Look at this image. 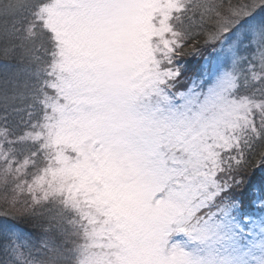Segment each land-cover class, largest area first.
<instances>
[{"label": "snow or ice", "instance_id": "obj_1", "mask_svg": "<svg viewBox=\"0 0 264 264\" xmlns=\"http://www.w3.org/2000/svg\"><path fill=\"white\" fill-rule=\"evenodd\" d=\"M257 170L264 0H0V264H264Z\"/></svg>", "mask_w": 264, "mask_h": 264}, {"label": "trees", "instance_id": "obj_2", "mask_svg": "<svg viewBox=\"0 0 264 264\" xmlns=\"http://www.w3.org/2000/svg\"><path fill=\"white\" fill-rule=\"evenodd\" d=\"M190 44H191V42H190ZM197 46L199 47L200 50L202 48V51L200 52L201 55L189 54V55L183 57L185 60L184 59L181 60V63L186 67V69L188 68L187 70H190L189 72H191V73L196 72L197 66H202V63H201L202 57L207 56L208 53L211 51L210 47L203 46L202 44L197 45ZM202 54H203V56H202ZM261 175H264V172L260 173V172L255 171L254 175L252 176L253 182L255 183L256 181H258L260 179ZM0 211H3V209L0 208ZM3 219H6V218L0 216V220H3ZM18 223L21 227H26V228L28 227L23 222H18Z\"/></svg>", "mask_w": 264, "mask_h": 264}, {"label": "rangeland", "instance_id": "obj_3", "mask_svg": "<svg viewBox=\"0 0 264 264\" xmlns=\"http://www.w3.org/2000/svg\"><path fill=\"white\" fill-rule=\"evenodd\" d=\"M202 51V48H201V50H200V52ZM202 56H203V54H202ZM184 59V58H183ZM185 60V59H184ZM201 63H202V65L204 64V57H202V61H201ZM186 64V63H185ZM200 68H201V66H197V69H196V72H189L190 70H187V72H186V75H191V76H195L197 73H198V71L200 70ZM188 69V68H187ZM257 172H260V173H263L264 172V170H257Z\"/></svg>", "mask_w": 264, "mask_h": 264}]
</instances>
